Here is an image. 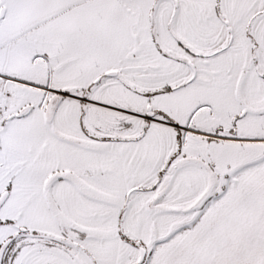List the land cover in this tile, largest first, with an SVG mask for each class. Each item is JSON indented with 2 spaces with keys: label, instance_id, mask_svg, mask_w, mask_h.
<instances>
[{
  "label": "snow or ice",
  "instance_id": "snow-or-ice-1",
  "mask_svg": "<svg viewBox=\"0 0 264 264\" xmlns=\"http://www.w3.org/2000/svg\"><path fill=\"white\" fill-rule=\"evenodd\" d=\"M0 264H264V0H0Z\"/></svg>",
  "mask_w": 264,
  "mask_h": 264
}]
</instances>
